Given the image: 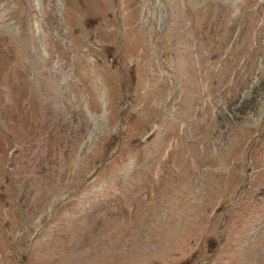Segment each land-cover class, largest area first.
<instances>
[{
	"label": "rangeland",
	"instance_id": "obj_1",
	"mask_svg": "<svg viewBox=\"0 0 264 264\" xmlns=\"http://www.w3.org/2000/svg\"><path fill=\"white\" fill-rule=\"evenodd\" d=\"M0 264H264V0H0Z\"/></svg>",
	"mask_w": 264,
	"mask_h": 264
},
{
	"label": "bare ground",
	"instance_id": "obj_2",
	"mask_svg": "<svg viewBox=\"0 0 264 264\" xmlns=\"http://www.w3.org/2000/svg\"><path fill=\"white\" fill-rule=\"evenodd\" d=\"M48 63V62H47ZM52 71V70H51ZM57 74V73H56ZM61 85V84H60ZM62 86V85H61Z\"/></svg>",
	"mask_w": 264,
	"mask_h": 264
}]
</instances>
